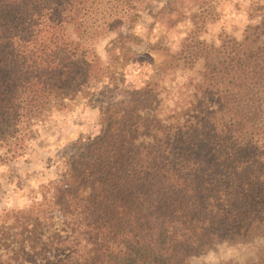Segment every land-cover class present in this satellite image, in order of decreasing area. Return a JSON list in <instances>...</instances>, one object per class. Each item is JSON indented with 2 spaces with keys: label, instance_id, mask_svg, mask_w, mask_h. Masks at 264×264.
<instances>
[{
  "label": "trees",
  "instance_id": "16d2710c",
  "mask_svg": "<svg viewBox=\"0 0 264 264\" xmlns=\"http://www.w3.org/2000/svg\"><path fill=\"white\" fill-rule=\"evenodd\" d=\"M140 1L0 0V164L79 95L102 126L72 144L49 197L0 213V264H192L264 235V3L245 7L240 39L212 46L195 22L181 49L162 47L156 77L116 96ZM164 9L170 26L183 16L177 0ZM111 33L103 61L95 46ZM180 61L197 76L162 113ZM246 264H264V248Z\"/></svg>",
  "mask_w": 264,
  "mask_h": 264
},
{
  "label": "rangeland",
  "instance_id": "374dc122",
  "mask_svg": "<svg viewBox=\"0 0 264 264\" xmlns=\"http://www.w3.org/2000/svg\"><path fill=\"white\" fill-rule=\"evenodd\" d=\"M168 1L141 0L138 20L123 27V30L133 31L140 42L133 46L136 55L123 67L113 95L119 96L122 88H136L147 78L156 77L158 72L155 64L163 58L162 47L171 52L181 49L180 41L193 29L195 22L198 26L197 39L212 46L217 45L221 38L240 39L243 27L248 22L245 7L250 3H264V0H204V12L200 15L197 4L189 0H177L183 16L170 26L164 9ZM194 13L196 17L193 18ZM112 37L113 33L100 39L95 46L103 61L107 60L104 47ZM197 69H189L180 61L175 72L164 78L166 91L162 95V113L172 107L173 97L186 92L182 85L189 77L197 76ZM101 85L95 83L94 87L98 89ZM98 120V104L81 95L67 101L63 109L53 112L38 127L36 136L22 157L0 164V213L37 204L42 201L43 194L49 197L52 193L51 183L58 182L66 168L65 156L73 151L72 144L79 138L86 140L98 135L102 130ZM259 248H264V235L248 243H221L192 257L190 262L217 264L233 260L246 264L255 258Z\"/></svg>",
  "mask_w": 264,
  "mask_h": 264
}]
</instances>
